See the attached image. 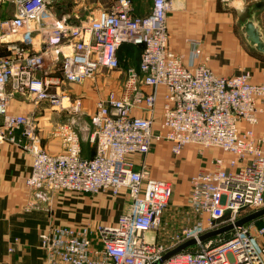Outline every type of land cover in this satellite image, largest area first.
<instances>
[{
  "label": "built area",
  "instance_id": "obj_1",
  "mask_svg": "<svg viewBox=\"0 0 264 264\" xmlns=\"http://www.w3.org/2000/svg\"><path fill=\"white\" fill-rule=\"evenodd\" d=\"M7 1L0 0V9ZM149 1L144 16L135 13L134 0H115L80 23L58 18L49 0H10L13 13L0 15V143L21 145L32 155L27 187L51 197H129L128 210L115 222L43 231L45 264H156L193 239L194 246L159 264H264V225H258L264 217L235 227L228 238L199 240L264 209V136L255 130L264 112V69L258 83L250 71L219 75L202 58L197 38L188 39L192 55L185 62L170 46L168 16L177 0ZM132 49L140 62L98 99L91 132L81 123L83 97L67 86L119 71L123 53ZM18 92L70 118L52 129L60 153L46 151L37 125L11 110ZM84 141L94 147L90 158L83 156ZM163 141L176 158L190 145L228 156L213 158L189 178L187 204L172 219L166 212L173 182L152 177L147 161Z\"/></svg>",
  "mask_w": 264,
  "mask_h": 264
},
{
  "label": "crops",
  "instance_id": "obj_2",
  "mask_svg": "<svg viewBox=\"0 0 264 264\" xmlns=\"http://www.w3.org/2000/svg\"><path fill=\"white\" fill-rule=\"evenodd\" d=\"M262 2L264 0H177L174 11L168 16L171 49L185 55V62H189L192 47L188 39H201L202 58H208L207 65L215 73L232 76L250 71L253 82H260L264 69V54L258 52L248 41L244 28L246 22L253 21L264 42V7L255 9V6ZM10 14L12 12H9ZM162 105L163 90L160 91L158 99V118L162 113ZM30 106L33 105L13 106L12 103L11 110L23 114L31 111ZM50 110L52 112L49 115L45 113L43 120L36 125L42 147L49 153L57 154L62 151V144L58 137L52 135L55 125L50 120L55 119L54 115H58V112L52 108ZM242 126L246 127L245 124ZM255 130L259 136H264V112L260 115ZM84 144L85 141L83 156L92 157L94 147L89 146V150ZM160 144L147 158L150 174L154 178L170 180L167 172H162L160 176L153 175L154 168L159 169L161 165L162 152L171 150L170 143L167 142V146ZM193 151L190 146H186L181 157H185V163H193L196 166L195 172L189 175L190 171L186 170L182 160L179 164L182 182L177 179L170 180L174 189L186 180L189 192V178L192 175L201 167L209 166L213 158L228 157L220 149L209 148L206 149L209 161L198 166ZM179 158L174 157V163L167 160L164 165L174 167ZM135 160L140 162L141 158L137 156ZM32 162V155L21 145L9 141L0 143V264H45V253L40 246L39 237L43 231L54 225L87 224L95 228L100 223L117 221L119 216L128 210L129 197L126 192L117 197L100 193L71 199V196L58 194L51 197L46 190L31 191L26 185V179L32 171ZM177 169L178 166L175 170ZM173 205L175 206H169L166 219L176 218L177 209L183 207L180 203ZM13 245L15 251L10 252L9 248Z\"/></svg>",
  "mask_w": 264,
  "mask_h": 264
},
{
  "label": "rangeland",
  "instance_id": "obj_3",
  "mask_svg": "<svg viewBox=\"0 0 264 264\" xmlns=\"http://www.w3.org/2000/svg\"><path fill=\"white\" fill-rule=\"evenodd\" d=\"M51 2V7L54 9L55 13L57 14L58 18H62L63 16H68L70 20L74 23H80L85 20H89L91 17L95 18L98 14V11L100 9L108 8L110 5L115 1V0H49ZM136 4V11L135 13L137 15H147L150 13L151 10V2L149 0H134ZM4 6L1 9V16H6L8 12L13 13L12 5L10 0H8ZM174 11V10H173ZM172 11V12H173ZM171 14V13H170ZM169 14V15H170ZM191 28H195L194 26H190ZM128 54V55H127ZM124 58L121 61V68L119 71L115 72H105L104 76L105 78H99V79H94V80H89L85 81L82 85L80 84H72L71 86H67V90L71 91L74 95L81 96L83 97V110H84V115L82 116L83 120H81L82 125H88L90 127L91 132L93 131V127L91 124V116L93 115L95 108H96V102L98 99L104 97L107 94V91L113 87H117L118 85L121 84L122 80L125 77L126 74V69L129 66L135 67L138 66L140 62V53L138 49H132L129 52H124L123 53ZM14 97L16 99L13 100V106H26L27 104L33 105L30 106L31 111L25 114L30 121H32L35 124H38L43 120V115L47 113L49 115L52 111L50 104L42 102V103H37L34 102L30 99V97L25 94L24 92H18L14 94ZM56 118L50 120L51 122L54 123V125H58L60 123L67 122L68 118L65 114H61L58 112V115H54ZM84 137H87V133L84 132L82 133ZM86 146H88L89 150L92 148V144L88 141H85ZM162 145H166V141L161 142ZM165 143V144H163ZM158 144V145H159ZM91 148H90V147ZM192 149H194L193 153L196 155L197 160H198V166L201 165V163L209 161L206 152V149L196 146V145H190ZM88 150V152H89ZM171 154V156H170ZM153 156V154L151 155ZM161 161H160V166L157 169L156 167L153 170V175L154 176H160L162 172H167L168 173V178L170 180L174 179L181 180L182 182V175L179 174V164H181V161L185 160V157H181L177 160L176 166H169L166 164L164 165L165 161L168 160V162L174 163V155L172 154L171 150L168 152H162L161 154ZM176 158V157H175ZM184 166H186V170L189 169V175H191L193 172H195L196 166L193 163H184ZM178 166V169L176 167ZM162 170V171H161ZM177 171V172H176ZM175 173V174H174ZM187 189V182H183V184H179L175 186L174 189V194L172 197V200L170 202V206H175L173 204L180 203V205L185 206L187 204L188 200V195L189 192ZM110 194V193H109ZM89 194H84V195H70L71 199L73 198H84L89 197ZM111 195V194H110ZM121 195V194H120ZM119 195V196H120ZM112 196V195H111ZM110 196V197H111ZM113 197V196H112ZM258 225H264L263 221H259ZM233 230L228 231L226 233H223L220 236L214 237L218 241L221 239L228 238ZM261 243L264 245V236L261 238Z\"/></svg>",
  "mask_w": 264,
  "mask_h": 264
},
{
  "label": "water",
  "instance_id": "obj_4",
  "mask_svg": "<svg viewBox=\"0 0 264 264\" xmlns=\"http://www.w3.org/2000/svg\"><path fill=\"white\" fill-rule=\"evenodd\" d=\"M264 7V2L259 3L255 6L256 10L262 9ZM246 34H247V39L248 41L256 47V50L262 54H264V42L259 34L258 29L256 28L255 24L253 21H248L245 24V28H244ZM264 217V209L255 211L241 219H239L235 224H231L225 227H222L220 229L208 232L204 235H202L199 240L200 241H207L211 238L217 237L222 235L223 233H226L228 231L233 230L235 227H242L252 221L258 220L260 218ZM197 243V240L193 239V240H189L185 243H183L182 245H180L178 248L170 251L169 253H167L162 260H166L167 258H169L170 256L181 252L187 248H190L192 246H194ZM161 260V261H162ZM161 261L157 262L156 264H159Z\"/></svg>",
  "mask_w": 264,
  "mask_h": 264
}]
</instances>
